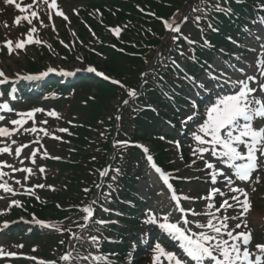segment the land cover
Wrapping results in <instances>:
<instances>
[{"label": "rangeland", "instance_id": "rangeland-1", "mask_svg": "<svg viewBox=\"0 0 264 264\" xmlns=\"http://www.w3.org/2000/svg\"><path fill=\"white\" fill-rule=\"evenodd\" d=\"M88 2L89 0H57V6H53L50 8L49 4L51 3V0H49V4H43V3L38 2L35 5V7L31 9V11H34L36 9L38 10L37 14L40 18L39 19L40 22L48 21L49 23L53 22L55 24L54 26L55 30L53 29V32L48 38L47 44H46V47L48 48L51 47L50 55L45 54L46 56L45 59H43V61L39 63L37 62V58L35 56L36 45L38 43H32V41H36V40L33 39L34 36L30 32V30L27 31L25 29L28 19L27 20L23 19L24 16H27L29 18L31 11L22 13L15 7L17 3L21 4V7H24L25 5H32L33 0H14L13 4L11 5H7L5 3V0H0V45H3L6 41H12L13 42L12 46L14 47L15 43L18 41L20 42L28 41L23 51L16 49L12 55L8 54L7 48H0V70H3L8 77H16L17 74L19 76L23 74H28L30 73L29 69H31L28 63L31 62V60L35 61V63L32 65L34 67H36L37 65V67L41 70H47L49 68L64 69V70L67 69L70 71H75L76 69L82 70L83 67L81 66L82 65L81 62L83 59L84 48H83V45H81L80 40H79L80 34H78L77 28L75 26L77 25L75 23V18H78L83 23L94 16V14L89 13L85 8ZM261 4L264 6V2ZM57 11H62L64 15L67 16V20H65L62 16H57L56 15ZM48 12H51V20L49 19ZM76 13H78V15ZM17 18H20V23L17 26H13ZM5 23L8 25V27L4 26ZM253 26H254V28L252 27L253 31L246 30L244 34V39H242L241 42L239 41L240 42L239 45L244 50L242 51L240 48H237V49H240L239 52L241 51L242 54H233L229 58L230 54L228 53V50L223 48L222 49L223 53H220V55L218 56L221 58L215 60L216 62H214L211 65L210 69L207 71L208 73L211 72L213 75H216V76H220L221 73H223L224 75L220 79L223 81L224 80L239 81V80L245 79L248 76H256L258 80L260 79L259 73L255 65H256L258 54H264V20L263 21L259 20L258 24L255 23ZM181 30H182V34L184 36L185 41H187L185 38L191 39V41L198 40L199 31L195 29L193 25H188L185 28H182ZM59 34L63 38L68 39V41L65 40L66 42L68 43L70 42V46H71L70 55L68 54L69 51L61 52L60 54L62 56L56 55L55 53L56 46H53V40H59L60 39ZM187 47L188 46L186 45L185 48L180 51L184 53L183 56H187L190 52V51H187ZM99 62H102V61L99 60ZM176 63H178L179 67L182 70H185V65L181 61V55H178L176 57ZM240 69H243L244 71L241 72ZM234 73H237V74H234ZM69 82H71V80ZM198 82L203 83L208 89V92L205 93L199 89L193 88V92H190L189 96L190 98L194 96L203 98L204 96H206V98H208L205 102V106H206L205 113H206L208 110L207 108H209L211 104L214 103L215 100L220 96L219 94L221 93V91L217 92L216 90H214V86H219V85L212 83V82L208 84L207 78L199 79ZM225 85L226 84H223L222 86H225ZM250 86L256 87L257 85L252 84ZM41 87H40V84L38 83L35 84V87L32 92H37L35 95V98L40 99L43 104L44 103H55L56 101H58L59 106L65 107L67 106V104L70 103L69 101L70 99L72 101H78L77 103L79 104V108L75 113L73 111V115H74L73 118H75V120H77L78 123L80 122L82 123L86 119L87 112L84 108L85 101L88 97L86 93L79 92L77 93V97L71 98V94L67 95L68 94L67 89L63 91H59L60 95L57 96L55 95L56 91H50V87L46 89L44 88V90H41L43 91L41 93L40 92ZM22 88H26V86L24 85V87ZM233 90L236 91L235 88L230 86L228 87V90H222V91H228L225 94L229 95V93L234 92ZM15 91H19V90L15 88ZM20 99L18 101H20ZM18 109H20V107ZM36 109H43L44 111L35 112V115L31 119H28L27 117L22 118L18 116L16 120L20 119L23 121L24 119H27L28 122L24 124L23 128H20V130L18 132H15V134H13L10 138L6 137L10 142V146L12 147L14 146L17 148L18 146H22V145H30V147L25 149V151L27 154L26 159H27L28 165L30 168H32V174L29 175L25 172H16L13 176L12 172L8 171L6 167L0 170L10 174L9 176H5L3 179L6 180L7 182H8V179H10V181L13 184L8 182V186L13 188L17 195L19 196L28 195V196L34 197L35 200H39L43 202V198H48L50 194L57 193L61 189L59 186L60 176L64 175L65 178L69 177L68 169L64 167V164L66 163V160H67V156L69 155V150L67 146L68 135H67V131H58V129L67 130L68 126L73 123H72V120L66 117L67 115L64 112H62L60 108L57 107L56 105L55 106L50 105V104L42 105V104L37 103V104H33V106L31 107H28V109H26V111L22 113L33 112ZM196 111H197V115L195 119L199 117V115L202 112L199 107L197 108ZM192 112H193V108H192V104L190 103L188 107V111L184 112V115L178 117L177 122L173 121L172 122L173 124L171 123L172 124L171 126L174 128V123L175 124L177 123L178 127L182 128L181 121L186 119ZM49 113H54L55 115H50ZM42 121H47V123L46 124L42 123ZM192 121H194V119ZM192 121H190L187 124V126L184 127L185 129L181 133L182 135L187 134L188 136V131L191 127ZM257 124L258 123H254V127L258 128ZM260 125L264 126V122H260ZM32 128L37 129V131L34 133L25 131V129H32ZM8 129L12 131L14 129V126L10 124V127ZM41 130H44V131H41ZM45 131L47 132V135H45ZM162 131L164 133L171 132L169 127H163ZM122 132H123V135L120 136L121 139L123 140L129 139V135L131 133L129 123L125 122ZM197 132H198V128L193 129L192 135ZM53 137H58V139H54ZM162 137H164V139L163 140L160 139V142L164 149L156 148L157 147L156 144L151 145L148 142L143 144V146L147 147L150 150V152L153 153L154 157L157 160H158V157L161 158L167 154V153H162L161 150H165V149L167 150V148L169 149V146L171 147V141L169 139L170 136L167 137L163 135ZM184 138L186 140V137ZM36 140H38L39 143H33V141H36ZM13 141H15V143H12ZM183 143L181 142L180 146ZM69 146L73 147L72 143H69ZM189 147L193 150V148L195 147H204V146L195 145V146H189ZM36 149H38V152L35 157V163H32L29 157H31L33 150H36ZM205 154L210 155V153H205ZM6 155L7 153L0 154V162H6L4 160ZM23 156L22 155L19 156L18 159H14V157L10 158L12 157L10 156L9 162L11 160V163H14L15 168H18V169L27 168V163H26V160L24 159L25 156L24 157ZM210 157L213 158L211 155ZM54 158H58V159H54ZM21 160L24 161L23 164L20 162ZM165 162L166 161H164L163 163ZM41 168L45 170L43 173L39 171ZM85 173H87V171L82 174L83 178H84ZM144 173L142 176H145V179L143 180L138 179L137 185H136V187H138V196L139 198H143L144 203L143 201H140V200L136 201V203L133 205V208H131L132 210L131 212L126 211L125 208H123L122 206L119 207V209L125 210V212L128 213L130 217L137 216L138 214L141 213L140 212L141 210L146 213L149 208H152L151 212H155V213H157L160 210L162 211V209H157L156 207V204H157L156 196L158 195V191H157L158 187L156 183L152 181L149 174H144ZM114 175L116 174L109 173L108 175V178H110L111 184L114 183V181L112 180V176ZM25 176H28L27 181H25ZM185 176H189V174L183 173L182 177H185ZM14 180L21 181V184L23 185V187H21V185L15 184ZM115 181H118V179H116ZM28 182L30 185L28 184ZM36 185H45V187L36 188L35 187ZM33 188H34V193L30 194L26 192L27 189H33ZM178 190L180 191L179 193L180 196H186V197L191 198L193 197V195H195L196 198H198L197 200L199 201H203L204 199H201V197L208 196V192H209V188L207 186H204V188L201 189L200 191H197L196 189L190 190L188 188H185V186H182ZM108 192H109L108 190H104V192L102 191V198L100 199V201H98L96 205H93V206L91 205L94 208V212H95L94 217H92L93 221L103 220L105 213H106V217H108L105 219V221H114L115 215L111 214L110 211L109 212L102 211L100 208V205H103V207H106L108 209L114 207V205L116 207L119 205L117 201L121 200L122 197H120V195H115V197H112L113 199L109 198L106 200L103 194L108 193ZM4 194L6 193L3 190H0V195H4ZM7 194H11L12 196H14L12 193H7ZM13 198L9 199L10 205H12V202L15 199ZM4 200L7 201V199H0V201H4ZM162 201H167V199L162 200ZM17 202L21 203L19 200ZM23 202H25V199L23 200ZM209 202L210 201H207V202L204 201L200 203L201 212H204L206 210L207 204ZM180 204L182 208L190 209V207L183 200L180 202ZM60 206L61 207L66 206L70 208L71 206H73V204L72 203L71 204H60ZM88 206L90 205L85 201L82 202V205L81 204L79 205L81 209L88 207ZM0 207H2L1 204H0ZM81 209H79L78 206H75V208H72L71 210L68 211L69 215L64 216L60 219H56V218L50 217V215L47 216V215L40 213L38 219L41 220L42 222H46L50 225L56 226L55 228H45L44 231L46 232L44 233H49V234L60 233L62 230L61 227H69L70 229H72L76 226H79V224L83 223V217L86 215V213L82 212ZM63 211L66 212V210H63ZM117 211H120V210L117 209ZM254 214L255 213H252V215H250L252 216L251 221L255 225V227H257L256 225L259 223V216H256ZM156 215L162 216L165 214L160 213ZM201 216L205 217L204 215H201ZM16 218H20V221H21L20 225H23L24 223H27L28 216L25 215L23 212H17L15 210L11 213L10 216L5 218V222H11L12 220H15ZM192 220L198 223H201V224H206L208 221V220L199 221V219H195V218ZM170 221L179 222V219L175 216H172L170 217ZM134 223L135 222L133 220H126L125 226L127 228L134 227L133 226ZM91 224L99 226L97 228L94 227L90 229L89 234L91 235V237L95 235H99L97 232H103L104 233L103 237L105 239L107 238L108 240L115 241L117 237H124L125 233L129 231V229L127 230L123 227L118 226L117 224L116 225L118 227L114 226L115 225L114 223H108L105 225V227H103V225L96 224L94 222H90L88 225H91ZM118 224H122V223L118 222ZM79 229L82 230V228L80 227ZM149 230H150V226H146L142 223L136 228L135 231H136V234L140 236L141 239L145 240L147 236H149L148 238H150V235H152L150 234ZM191 230L193 232L200 231V229L195 228V226ZM253 235L255 238V242L253 243L251 249L252 251H255L256 244H264V230L255 231ZM100 236L102 237V235ZM11 237L12 239L10 240L4 239V238L0 239V248L4 249L6 252H10V250H12V253L16 254L14 259H18V257H22L23 254H20V253L27 254V251H21L20 250L21 247H18L19 245H21V243L16 239L17 236L12 235ZM158 239L159 238L156 239V242H158ZM122 240H123L122 244L126 245V246L122 245L123 247H126L125 249L122 248L121 246L114 245L115 246L114 250H111L109 248L104 252L105 256L109 254H115L110 257L109 264H128V259H127L128 253L130 252L133 243L135 242L138 248L140 247V244L142 245V243H138L136 240H134L130 236L128 238L124 237ZM58 242L59 241H56L54 242V244H58ZM64 245L69 246L68 254H71L72 259L62 264H94V262L91 261V258H89L88 260L82 259V257H85V256L90 257V254L97 255V250L99 248L98 246H94L91 243L90 238L87 237L86 235L79 236V239H75V240H71L68 236L63 241L60 249H62ZM162 246H164L167 251L176 252V250L174 249L173 250L168 249L164 244H162ZM122 249L126 250V252L121 253L120 251ZM143 250L144 251L140 253L137 252L136 250L135 252L132 253V256L130 258L131 264H152V258H151L152 256L150 257L151 243L149 241H148V244L144 246ZM30 254L32 256H38V257L43 256L41 251H31ZM60 254L61 253L56 254L57 257L59 258L58 259L59 262H60ZM161 262L163 264H168V262L163 260V258ZM0 264H20V263L17 260L9 259L7 262H4V261L0 262Z\"/></svg>", "mask_w": 264, "mask_h": 264}, {"label": "snow or ice", "instance_id": "snow-or-ice-1", "mask_svg": "<svg viewBox=\"0 0 264 264\" xmlns=\"http://www.w3.org/2000/svg\"><path fill=\"white\" fill-rule=\"evenodd\" d=\"M14 0H5L7 5L13 4ZM49 4V0H33L32 5H25L21 7V4L17 3L15 7L22 13L29 12L37 3ZM57 6V0H51L49 7ZM200 9H194L193 11H199ZM217 12L225 11L224 9L217 7L215 9ZM230 11V10H229ZM78 15V13H76ZM31 15L34 18H39L36 11H31ZM57 16H62L65 20H67V16L64 15L62 11L56 12ZM49 19L51 20V12H48ZM23 19L27 20L28 17L24 16ZM187 18H183L182 22H186ZM200 18L197 17L196 22L199 23ZM31 23V21H28ZM20 23V18H17L13 26H17ZM5 27L8 25L5 23ZM43 26V25H42ZM166 30L172 33H179L180 27L179 23L175 20L169 22H165ZM209 28H212V25L209 24ZM55 30V29H54ZM215 30V29H212ZM36 31L34 28L30 29V32ZM114 32H118L119 30H112ZM173 42L176 43L181 38L180 36H173ZM186 39V38H185ZM231 39V38H229ZM12 41H6L3 45H0V48H7L8 54L12 55L16 49L21 51L24 50L26 43L24 42H16L14 47L12 46ZM32 43H41L40 41H32ZM187 43L189 45H194V41L188 40ZM208 41H204L203 46L208 45ZM184 55L183 52L180 53ZM256 69L259 73L260 79L258 80L256 76H248L243 80L239 81H229L224 80L225 84H229L231 87L237 89L234 94L225 95L222 97H218L215 102L208 108L206 112V120L205 123L199 126L198 132L193 134V139L196 141L198 145L204 147H195L193 148V153L198 157V159L204 161V169L203 171L207 172L209 177V182L212 185H217L219 182L225 186V190H222L219 187H214L210 189L209 195L206 197H201V199L210 201L207 204L206 210L202 213L195 212L192 209H184L182 208L180 201L181 200H189L190 197L186 196H178L175 192H172L171 185L169 184V175L162 172V170L156 166L153 161V157L150 155L147 147L143 145H136V147L141 148L145 154V159L149 162L150 167L154 170L156 174H158L159 178L162 182L169 188L171 193V200L174 202V212L180 214L179 222H171L170 216L172 212L168 214L157 216L151 210L146 212V218L143 220V224L146 226H155L160 232L170 241H172L173 245L178 249V252L167 251L161 243L156 242L153 246V256H152V264H161L162 258L167 261L168 264H264V244H256L255 251L251 250V245L253 244V233L249 229V231H238L243 228H248V221L245 219L251 210V203L249 200V193L245 192L243 188L234 187L236 181L249 182L253 181V174L255 175L254 183H260L259 172L264 171V126L259 128L254 127V122L259 120L264 122V54H258L256 61ZM172 67L174 69H179V65L176 62L172 61ZM211 67V66H210ZM54 69L49 68L47 72L51 73ZM86 71L93 72L95 71L93 68L89 67ZM243 72V69H240ZM47 73L41 72L38 76H24L19 77L17 74V78L19 79H27L34 80L40 77L45 76ZM70 75L71 73H65ZM97 75H101L100 73H96ZM145 74H142V76ZM207 78L212 81L219 82L221 77L224 75L221 73L220 76L213 75L211 72L206 73ZM107 78V77H105ZM186 80L191 82V86L195 89H199L205 93L208 92L206 86L195 80L194 77H184ZM11 83V78L7 77L3 70H0V85ZM113 83H118L113 81ZM146 83V81H145ZM257 85L256 87H252L250 85ZM15 88H12L9 91L10 99H15L14 96ZM138 95L137 92L129 91L128 96L130 98H135ZM167 96V94L165 93ZM3 93L0 92V99H2ZM171 99V97H168ZM129 103L128 100L124 101V104L127 105ZM193 112L184 120L181 121L182 127L187 126V124L195 119L197 115L198 105L195 100H191ZM43 109H36L33 112L28 113H15L20 117H27L31 119L35 112H43ZM14 112V109L10 107L8 102L0 103V113ZM50 115H55L54 113H49ZM5 119L4 115H0V121ZM28 122L27 119L23 121L12 120L10 123L14 126V129L10 131L8 128H0V137H11L15 132H18L20 128H23L24 124ZM42 123H47V121H42ZM25 131L36 132L37 129H25ZM44 131V130H41ZM58 131H67L66 129H58ZM45 135L47 132L45 131ZM54 139H58V137H53ZM160 139H164L161 137ZM12 143H15L13 141ZM33 143H39L38 140L33 141ZM175 146L177 149L180 148L179 142H175ZM30 145H22L18 146L15 149V156L19 158L21 152L24 148H28ZM114 147H127V142H117ZM38 149L33 150L31 157L29 159L32 163H35V157L37 155ZM9 154L12 155V150L10 146L0 147V154ZM205 153H210V155L215 158L220 167H217V164L208 162L204 158ZM58 159V158H54ZM237 161H243L244 163H237ZM22 164L23 160L20 161ZM197 161L194 159L192 161L195 164ZM10 168L12 170V175L16 172H25L29 175L32 174L31 168H15L13 165H9L6 162H0V169ZM191 167V165H189ZM226 169L232 170V175H228L225 171ZM211 170V171H208ZM43 173L45 170L41 168L39 170ZM116 175L112 176V180L115 181L117 177L120 175V169L115 168L112 169ZM9 173H6L0 170V190H3L5 193L16 194L15 190L8 186V182L3 178L5 176H9ZM102 177H107L109 175V170H104L100 172ZM28 176H25V181H27ZM15 184H21V181L14 180ZM103 185H96L99 190ZM36 188H44L45 185H36ZM110 192L104 193L103 196L107 200L111 196V192L116 189L112 184L108 185ZM54 190V189H52ZM28 193H34L33 189H27ZM85 192H88L89 189H84ZM252 191H256L255 187L252 188ZM231 193H239L240 195H231ZM244 196L245 199L241 200L240 196ZM217 196L222 198V203H220L219 207L216 206L215 203H212ZM3 199V197H0ZM231 201H235V204ZM96 201H92V205H96ZM240 205V211L237 212L236 215L228 216L223 215L220 216L218 213L224 212L226 213L229 209L236 210V206ZM11 206L20 207V203L17 201L12 202ZM100 208L104 212H109L110 209L103 207L100 205ZM82 212L86 213L83 217V223L79 224V227L84 229L87 228L90 222H94L100 225H106L108 223H117L116 221H104V220H92L94 214V208L90 205L81 209ZM5 213H0V215H4ZM208 216L209 219L206 224H201L193 220H189L188 216ZM35 219V218H34ZM264 219V218H262ZM229 221H237L234 227H230ZM35 223L39 224L44 228H55V225H50L46 222H41L39 220H35ZM195 226V228L200 229L199 232H193L191 230V226ZM9 227V222H5L0 225V231L7 229ZM79 239V237H76ZM91 243L94 246H98L100 244V239L97 236H92L90 238ZM63 243V241H61ZM18 247H23V245H19ZM137 248V244L134 242L130 252L128 253V264H131V256L132 253L135 252ZM36 251V249H33ZM115 254L105 255H92L82 257L84 260H88L91 258V261L94 264H109L110 257ZM5 256L15 257V253H8L4 249L0 248V258ZM28 259L35 260L34 257H29ZM72 259L71 254H66L60 257L61 261H70ZM38 264H45L43 261H39ZM51 264H55V262H51Z\"/></svg>", "mask_w": 264, "mask_h": 264}, {"label": "trees", "instance_id": "trees-1", "mask_svg": "<svg viewBox=\"0 0 264 264\" xmlns=\"http://www.w3.org/2000/svg\"><path fill=\"white\" fill-rule=\"evenodd\" d=\"M137 3L141 4L142 8L145 10L153 11L156 15L160 17H167L176 10H181V6H184L188 0H135ZM217 5V3H215ZM194 9H201L198 4H193L191 6ZM110 12L101 9L103 12L106 24L110 22L122 23L125 28L121 30L120 39L123 45L116 43L115 39L110 35L106 34L109 39V43L114 46L121 47L127 53L135 52V57L129 58L126 55L116 53L111 49H106L101 47V53L104 55L103 66L107 71L108 75L116 78V80L124 85L127 89H137L140 82L139 75L147 68L149 65L153 51L161 43L163 37V31L161 30L159 23L144 18L139 15V13L134 9L131 2L129 3H117L112 2L110 7ZM192 8L190 11L192 12ZM238 9V7H235ZM115 11V12H113ZM240 13H244V17H249L251 12H248L242 7L239 10ZM196 12V11H194ZM204 16L212 15L211 9L207 8L202 11ZM193 13V12H192ZM230 28L236 29L234 26ZM84 34H86L83 28L81 29ZM90 38V37H89ZM128 45V47L126 46ZM88 59V58H87ZM93 61V57L91 59ZM162 65L160 60L154 62V67L145 75L146 83L141 86L139 91V97L142 101L148 100L147 102L156 103L159 101V97L165 103L166 97L165 93H172L169 87L166 86L168 83L167 75L163 71L166 67H160ZM147 80L151 82V85H147ZM166 80V81H164ZM83 87H87L83 85ZM87 88H90L89 86ZM82 89V88H81ZM95 93L92 95V100L87 101L86 111L88 112L87 120L85 124L79 128H70V140L73 142L74 149L71 152V156L75 158L76 161L80 162L79 168L88 167L92 163H98L104 165L108 161L109 154V139L111 135L110 131V120H112L113 114L115 112L114 104L117 98H124L123 90L118 87L107 85L104 82L96 81L93 85ZM172 89V88H171ZM173 98V97H171ZM134 122L133 129H140L144 133L148 132L150 125L155 122L152 115L148 111H143L137 113L132 119ZM122 149H116L111 153V162L114 163H124V168L127 165L135 163L138 159V155L134 151L128 150L121 157L120 151ZM94 154H98V160H93ZM76 182L79 183V179L76 177L75 172L70 176V181L68 185L69 191H73L76 187ZM65 197H71L72 193L63 194ZM60 199V196H59ZM50 210L53 213H58L57 209L52 206Z\"/></svg>", "mask_w": 264, "mask_h": 264}]
</instances>
